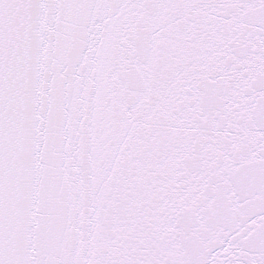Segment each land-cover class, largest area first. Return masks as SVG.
Returning <instances> with one entry per match:
<instances>
[{
    "label": "snow or ice",
    "instance_id": "1",
    "mask_svg": "<svg viewBox=\"0 0 264 264\" xmlns=\"http://www.w3.org/2000/svg\"><path fill=\"white\" fill-rule=\"evenodd\" d=\"M0 264H264V0H0Z\"/></svg>",
    "mask_w": 264,
    "mask_h": 264
}]
</instances>
